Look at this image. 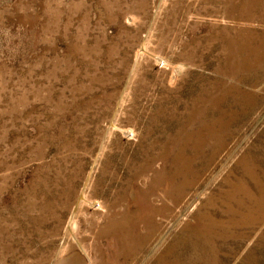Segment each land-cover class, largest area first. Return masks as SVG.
I'll return each mask as SVG.
<instances>
[{
  "label": "rangeland",
  "instance_id": "rangeland-1",
  "mask_svg": "<svg viewBox=\"0 0 264 264\" xmlns=\"http://www.w3.org/2000/svg\"><path fill=\"white\" fill-rule=\"evenodd\" d=\"M0 264H264V0H0Z\"/></svg>",
  "mask_w": 264,
  "mask_h": 264
}]
</instances>
